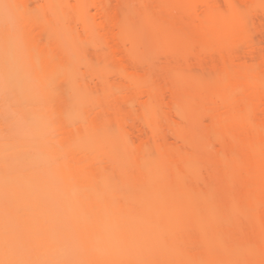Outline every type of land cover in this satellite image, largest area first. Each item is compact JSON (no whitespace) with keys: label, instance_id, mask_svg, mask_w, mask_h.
I'll return each instance as SVG.
<instances>
[{"label":"bare ground","instance_id":"obj_1","mask_svg":"<svg viewBox=\"0 0 264 264\" xmlns=\"http://www.w3.org/2000/svg\"><path fill=\"white\" fill-rule=\"evenodd\" d=\"M0 264H264V0H0Z\"/></svg>","mask_w":264,"mask_h":264},{"label":"snow or ice","instance_id":"obj_2","mask_svg":"<svg viewBox=\"0 0 264 264\" xmlns=\"http://www.w3.org/2000/svg\"><path fill=\"white\" fill-rule=\"evenodd\" d=\"M145 50L148 51L150 48V42L147 37L144 38Z\"/></svg>","mask_w":264,"mask_h":264}]
</instances>
